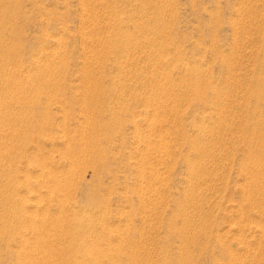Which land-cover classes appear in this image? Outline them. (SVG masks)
Wrapping results in <instances>:
<instances>
[{"label":"rangeland","instance_id":"rangeland-1","mask_svg":"<svg viewBox=\"0 0 264 264\" xmlns=\"http://www.w3.org/2000/svg\"><path fill=\"white\" fill-rule=\"evenodd\" d=\"M77 259L264 264V0H0V264Z\"/></svg>","mask_w":264,"mask_h":264},{"label":"bare ground","instance_id":"bare-ground-1","mask_svg":"<svg viewBox=\"0 0 264 264\" xmlns=\"http://www.w3.org/2000/svg\"><path fill=\"white\" fill-rule=\"evenodd\" d=\"M3 105H5V104H3ZM71 181V180H70ZM64 183V182H63ZM59 201H61V200H59ZM62 203H63V200H62ZM61 205V204H60ZM39 232V231H38ZM39 236V235H38ZM68 241V240H67ZM66 242V241H65ZM69 245V244H68ZM67 246V245H66ZM83 246H86V245H83ZM94 249H95V247H93ZM92 248V249H93ZM100 248V247H99ZM68 250V249H67ZM84 250V249H83ZM58 252V251H57ZM64 252V251H63ZM83 252H85V251H83ZM88 252V251H87ZM59 253H62V252H60L59 251ZM58 254V253H57ZM83 254V253H82ZM87 254V253H86ZM54 255V254H53ZM77 255V254H76ZM85 255V254H84ZM66 256V255H65ZM93 256V255H92ZM56 257V256H55ZM76 258V257H75ZM93 258V257H92ZM95 258V257H94ZM61 259H62V257H61ZM79 259H80V257H79ZM79 259H77V260H79ZM83 259H85V258H83ZM91 259V258H90ZM65 261H66V259H64ZM63 261V260H62ZM94 261H96L95 259H94ZM77 262V261H76ZM79 262H80V260H79ZM44 263V262H43ZM68 263V262H67ZM84 263H85V261H84ZM96 263H98V262H96ZM77 264V263H76ZM79 264V263H78ZM80 264H82L81 262H80ZM90 264V263H89ZM93 264V263H92Z\"/></svg>","mask_w":264,"mask_h":264}]
</instances>
